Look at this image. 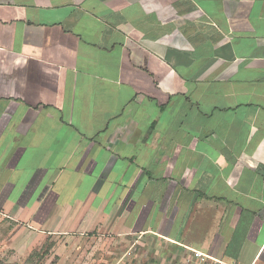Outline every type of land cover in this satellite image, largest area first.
<instances>
[{
  "label": "crops",
  "instance_id": "1",
  "mask_svg": "<svg viewBox=\"0 0 264 264\" xmlns=\"http://www.w3.org/2000/svg\"><path fill=\"white\" fill-rule=\"evenodd\" d=\"M91 229L264 264V0H0V235Z\"/></svg>",
  "mask_w": 264,
  "mask_h": 264
},
{
  "label": "rangeland",
  "instance_id": "2",
  "mask_svg": "<svg viewBox=\"0 0 264 264\" xmlns=\"http://www.w3.org/2000/svg\"><path fill=\"white\" fill-rule=\"evenodd\" d=\"M190 256L155 236H118L110 230H75L48 238L0 235L5 264H189Z\"/></svg>",
  "mask_w": 264,
  "mask_h": 264
},
{
  "label": "built area",
  "instance_id": "3",
  "mask_svg": "<svg viewBox=\"0 0 264 264\" xmlns=\"http://www.w3.org/2000/svg\"><path fill=\"white\" fill-rule=\"evenodd\" d=\"M188 251L191 253V258L188 261L189 264H240L235 260L219 258L205 252L192 249H189Z\"/></svg>",
  "mask_w": 264,
  "mask_h": 264
},
{
  "label": "trees",
  "instance_id": "4",
  "mask_svg": "<svg viewBox=\"0 0 264 264\" xmlns=\"http://www.w3.org/2000/svg\"><path fill=\"white\" fill-rule=\"evenodd\" d=\"M0 264H5L4 262L0 261Z\"/></svg>",
  "mask_w": 264,
  "mask_h": 264
}]
</instances>
